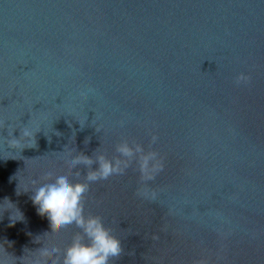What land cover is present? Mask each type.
I'll use <instances>...</instances> for the list:
<instances>
[{"label": "water", "instance_id": "95a60500", "mask_svg": "<svg viewBox=\"0 0 264 264\" xmlns=\"http://www.w3.org/2000/svg\"><path fill=\"white\" fill-rule=\"evenodd\" d=\"M0 125V264H62L80 230L23 191L86 182L67 153L121 169L83 198L109 264H264V0H0Z\"/></svg>", "mask_w": 264, "mask_h": 264}, {"label": "clouds", "instance_id": "9594fccd", "mask_svg": "<svg viewBox=\"0 0 264 264\" xmlns=\"http://www.w3.org/2000/svg\"><path fill=\"white\" fill-rule=\"evenodd\" d=\"M246 77L241 75L238 82L246 81ZM89 92L92 90L89 89ZM0 125V129H2ZM20 129L19 138L13 136V133ZM7 131V142L9 149L18 150L20 153L27 148L36 147V131L29 126L13 127L9 126ZM118 152L124 155L129 154L126 147H118ZM67 167L75 177H80L79 171L73 172L78 165H84L88 170L84 176L86 182H74L69 175L68 170H60L46 173V182L39 184L31 190L23 192H32L30 197L33 205L36 207L37 214L46 217L53 225V228H64L65 226L75 224L80 232L73 238L72 243L64 250L62 264H109L112 257L119 256L122 252L121 242L115 238L104 226L100 217L88 216L84 214L83 198L93 182L101 179H107L113 173L121 171L118 162L114 164L107 160L103 155L88 157L83 154H66ZM13 159V158H12ZM93 164L98 167L92 168ZM35 184V181H32ZM19 195L20 192L17 191ZM10 206H14L11 201L5 198ZM15 207V206H14ZM5 211H10V226L18 221H23V213L15 207L0 209V218ZM18 213V216L16 215ZM41 255H51L58 250L55 247L43 248Z\"/></svg>", "mask_w": 264, "mask_h": 264}]
</instances>
